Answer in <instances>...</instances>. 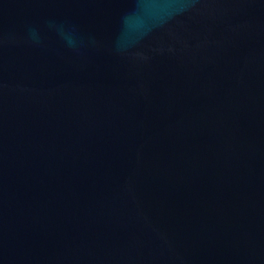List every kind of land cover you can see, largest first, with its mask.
I'll use <instances>...</instances> for the list:
<instances>
[{
  "label": "water",
  "instance_id": "obj_1",
  "mask_svg": "<svg viewBox=\"0 0 264 264\" xmlns=\"http://www.w3.org/2000/svg\"><path fill=\"white\" fill-rule=\"evenodd\" d=\"M0 264H264V0H0Z\"/></svg>",
  "mask_w": 264,
  "mask_h": 264
}]
</instances>
